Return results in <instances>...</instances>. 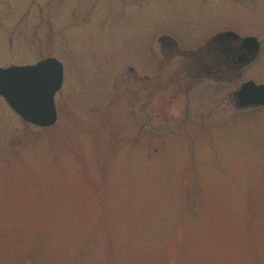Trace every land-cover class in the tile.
<instances>
[{
	"label": "rangeland",
	"instance_id": "rangeland-1",
	"mask_svg": "<svg viewBox=\"0 0 264 264\" xmlns=\"http://www.w3.org/2000/svg\"><path fill=\"white\" fill-rule=\"evenodd\" d=\"M50 57L55 126L0 98V264H264V0H0V67Z\"/></svg>",
	"mask_w": 264,
	"mask_h": 264
},
{
	"label": "water",
	"instance_id": "water-1",
	"mask_svg": "<svg viewBox=\"0 0 264 264\" xmlns=\"http://www.w3.org/2000/svg\"><path fill=\"white\" fill-rule=\"evenodd\" d=\"M220 39L239 41L238 64L253 62L261 44L255 37L241 38L234 32L222 33ZM64 85V65L50 57L34 65L0 67V97L26 123L40 128L54 126L58 121L56 95ZM238 106L264 107V85L244 83L236 93Z\"/></svg>",
	"mask_w": 264,
	"mask_h": 264
},
{
	"label": "flooded vegetation",
	"instance_id": "flooded-vegetation-1",
	"mask_svg": "<svg viewBox=\"0 0 264 264\" xmlns=\"http://www.w3.org/2000/svg\"><path fill=\"white\" fill-rule=\"evenodd\" d=\"M168 40V39H167ZM224 41L221 40L223 46H221L223 52L225 53V55L228 57L229 62L233 65H237V61H238V53H239V49H240V44L237 46L234 43H232L233 41L231 40H225Z\"/></svg>",
	"mask_w": 264,
	"mask_h": 264
}]
</instances>
